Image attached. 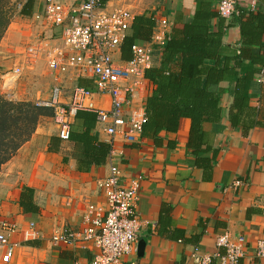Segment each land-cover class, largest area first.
<instances>
[{
    "label": "crops",
    "instance_id": "1",
    "mask_svg": "<svg viewBox=\"0 0 264 264\" xmlns=\"http://www.w3.org/2000/svg\"><path fill=\"white\" fill-rule=\"evenodd\" d=\"M41 1L43 11L35 0L34 17L36 12L45 10V2ZM126 1L136 17L153 16L155 26L157 21L167 19L171 31L176 23L192 19L198 3L212 2L218 9L219 2ZM255 2L253 12L264 14V0H239L238 10L251 11ZM238 15L226 21L233 24L226 28L223 43L230 52L247 49L261 59L254 65L257 72L249 90V106L241 111L232 109L233 85L222 82L219 86L226 90L222 122L203 123V142L198 153H194L198 146L194 141L190 146L189 118L180 120L177 132H162L159 143L144 135L130 143L118 135L112 144L104 126L98 124L96 112L91 110L78 112L70 140L59 137L55 123L56 131L41 146L32 139L2 165L6 199L0 205V232L4 221L16 223L18 229L10 239L14 246L12 256L8 255L9 246L0 244V264H92L97 252L94 242L56 243L52 237L63 226L83 229L90 204L106 208L107 198L99 181L110 174L112 160L120 168L124 184L137 181L140 185L138 240L134 251L124 256L120 264H194L190 257L196 247L224 253L216 242L225 233L243 238L246 255L238 264H264V257L258 256L259 242L264 241V36L263 46L245 45L236 24ZM213 25L218 28L219 20L214 19ZM48 30L52 32L50 46L62 45L54 26L49 24ZM46 70L49 75L47 61ZM64 85V102L70 100L71 88L78 85L94 93V106L111 107L110 95L97 92L89 78L70 75ZM153 88L146 79L133 104L125 108L129 119L146 113V99ZM49 95L50 92L46 97ZM109 144L112 148L105 150ZM199 158L210 160L211 169L199 164ZM237 180L241 183L236 184ZM27 187L34 190L35 208L29 211L20 204Z\"/></svg>",
    "mask_w": 264,
    "mask_h": 264
},
{
    "label": "built area",
    "instance_id": "2",
    "mask_svg": "<svg viewBox=\"0 0 264 264\" xmlns=\"http://www.w3.org/2000/svg\"><path fill=\"white\" fill-rule=\"evenodd\" d=\"M26 3L28 0H21ZM44 12H36L37 19H44L54 26L61 35L62 45L50 46L38 38L28 45L25 64L34 65L42 56L46 57L49 76L53 84L50 95L40 98L37 105L50 108L58 126L59 137L70 140L72 125L81 110H91L97 114V122L104 126L111 143L121 135L125 141L137 142L143 135L148 121L146 113L140 117L128 118L125 108L132 105L138 90L143 86L146 71L158 65L163 49L171 33L167 19L157 21L150 41L133 47L130 59L122 58V46L130 36L136 18L126 6V0H43ZM239 0H219L220 16L231 19L238 10ZM256 2L251 11H255ZM54 38H58L55 34ZM24 67L17 65L14 72L22 73ZM70 75L93 80L97 92L109 94L111 107L97 108L93 103L94 93L85 87L74 86L70 90V100L62 101L66 90L65 80ZM241 181L237 180L236 184ZM99 186L107 198L106 208L90 204V215L81 230L63 226L55 230L52 240L56 243H74L78 240L94 242L97 252L92 264H120L124 256L135 249L141 219L138 212L140 198L139 183L122 182V173L116 163L110 167L108 177L99 181ZM0 244L8 245V255L12 256L14 246L10 239L18 225L10 221L2 223ZM217 247L224 249L216 253L202 251L196 247L191 254L194 264H238L246 255L243 238H233L229 233L217 238ZM258 256L264 257V241L258 245Z\"/></svg>",
    "mask_w": 264,
    "mask_h": 264
},
{
    "label": "trees",
    "instance_id": "3",
    "mask_svg": "<svg viewBox=\"0 0 264 264\" xmlns=\"http://www.w3.org/2000/svg\"><path fill=\"white\" fill-rule=\"evenodd\" d=\"M101 1L105 3L107 0ZM34 7L35 0H28L21 14L32 16ZM237 17L236 24L240 26L244 44L249 47L263 46L264 14L241 11ZM12 19V8L6 5L5 0H0V38ZM214 19L219 20L218 28L213 25ZM227 20L220 16L212 2H200L189 22H178L173 26L160 65L146 71V78L154 88L146 99L148 121L144 125V136L159 143L162 132H177L180 120L189 118L192 123L190 146L197 144L194 153H198L203 142V123L222 122V99L226 92L219 86L222 82L233 85L232 109L241 111L249 106V90L257 72L254 65L261 59L255 58L247 49H242L240 53L230 52L223 43L226 28L233 24L226 23ZM154 26L153 16L135 18L133 34L122 46L123 59L132 57L135 45L151 40ZM210 60L214 64H209ZM232 121L237 123L233 116ZM108 146L112 148L109 144L105 150ZM6 161L0 162V168ZM199 164L205 169L212 167L210 160L205 158H199ZM20 204L28 211L35 208L32 188L24 189Z\"/></svg>",
    "mask_w": 264,
    "mask_h": 264
},
{
    "label": "rangeland",
    "instance_id": "4",
    "mask_svg": "<svg viewBox=\"0 0 264 264\" xmlns=\"http://www.w3.org/2000/svg\"><path fill=\"white\" fill-rule=\"evenodd\" d=\"M38 2L43 11L44 3ZM5 3L12 8L13 19L0 38L3 57L0 62V162L11 158L32 139L41 146L56 131L52 110L37 105L50 92L46 57L38 59L34 67H28L24 61L28 45L38 38L52 40L49 24L34 15H22L25 3L21 0H5ZM16 62L24 67L20 74L14 72ZM4 177L1 166L0 205L6 199Z\"/></svg>",
    "mask_w": 264,
    "mask_h": 264
}]
</instances>
